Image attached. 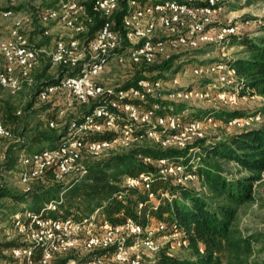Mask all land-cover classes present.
Here are the masks:
<instances>
[{"label": "built area", "instance_id": "1", "mask_svg": "<svg viewBox=\"0 0 264 264\" xmlns=\"http://www.w3.org/2000/svg\"><path fill=\"white\" fill-rule=\"evenodd\" d=\"M3 0H0V3ZM24 0H5L10 8H0V21L11 19L7 34L0 30V56L3 69L0 71V90L17 94L24 82L32 88L36 82L29 79L30 73L42 59L51 66L60 68L53 83L41 85L34 98L37 103L58 101L63 97L66 107L85 106L90 101L97 104L80 119L60 122L67 108H58L55 119L47 126L58 133L60 141L50 148L19 157L17 176L19 184L29 186L49 180L54 184H70L82 180L88 168L83 154L123 155L143 143H151L161 150H187L185 158L160 159L159 174L171 177L176 185L186 186L196 180L194 173L200 159L199 142L206 138L207 130L219 122L214 113L221 107L235 108L240 99L238 78L229 65V52L233 41L242 35L239 26L222 24L217 16L222 9L220 0H124L118 26L113 16L120 10L119 0H56V7L46 8L37 15L40 23H57L77 35L85 36L84 22L93 25L98 19L100 25L91 39L71 38L57 40L49 51L30 43L25 29L28 17L13 11ZM12 16V17H11ZM42 34H47L42 31ZM219 50L220 60L204 65H195L192 74L205 80L203 87H178L176 77L141 78L128 86L112 87L100 82L101 74L110 62L119 65H149L169 60L172 54H190L203 47ZM188 56H183V59ZM170 85L169 88H164ZM197 102H207L211 111L199 119H186L173 111L175 104L185 107ZM22 111L15 115L21 116ZM260 112L243 115L226 122L227 127L238 131L256 128L262 120ZM218 121V122H217ZM109 133L105 139L89 140L94 134ZM0 138L14 140V135L0 120ZM144 163L149 158L138 157ZM7 155L0 154V161ZM190 168V170H187ZM152 176L140 173L136 177L126 176V189L149 190ZM63 192L56 201L46 206V211L56 212L63 201ZM148 201L155 199L148 194ZM141 208V204L138 206ZM98 210L82 219L45 218L40 213L17 212L13 215L12 227L21 247L9 250L14 264H36L33 255L40 250L37 264H50L54 257L72 250H80L88 257V264H106V255L97 252L113 247L112 259L117 264H141L138 248L157 253L161 246L154 233L166 231L163 223L155 229L142 228L133 220L112 226L99 220ZM165 238L170 243L188 248L185 232L171 226ZM129 239H134L130 245ZM200 253L203 249L200 248Z\"/></svg>", "mask_w": 264, "mask_h": 264}, {"label": "trees", "instance_id": "2", "mask_svg": "<svg viewBox=\"0 0 264 264\" xmlns=\"http://www.w3.org/2000/svg\"><path fill=\"white\" fill-rule=\"evenodd\" d=\"M124 5V2H121ZM90 3L88 5V8ZM122 11L117 14L118 21ZM263 26L259 28L258 35H242L233 41L245 50L244 56L231 60L229 65L233 67L238 78V93L240 96L257 95L264 98V17ZM100 25L98 19L90 25L87 39ZM173 66V59L162 62H154L149 65H139L143 68L133 78L136 81L141 78H149L148 74L162 73ZM147 69V70H145ZM54 79V78H53ZM53 79L37 80L32 100L27 105L29 114L35 116L44 113L45 119L36 122L30 138L25 139L17 148L19 157L22 154H33L49 146L56 145L62 136V132L49 128L47 121L55 119L57 106L53 101L37 104L34 96L41 85L53 83ZM102 84L105 82L100 81ZM131 82L126 83L128 86ZM105 85V84H104ZM97 103L90 101L87 105L88 114ZM37 105V108L35 107ZM81 106V105H77ZM178 112L186 107L175 104ZM215 118L225 124L230 119L238 118L244 114L239 110L219 109L214 113ZM20 118V117H17ZM21 129L26 130V125ZM109 133L94 134L89 140L105 139ZM153 145L144 149H137L127 154L112 156L106 161L88 166L87 174L82 180L67 185L54 184L50 181L43 182L37 187L31 188L23 195H12L0 188V199L9 197L17 204L23 205L19 212L40 213L45 211V218L75 220L92 215L98 210L99 220H105L112 226L123 224L126 220H133L142 228H156L157 224L166 226L165 235L171 226H176L185 232L188 241V254L184 257H168L160 249L155 260L148 264H224L219 256L220 251H226L235 264H249L248 258L252 255V238L242 236L234 227L236 207L253 200L252 187L254 182L260 180L264 171V127L240 131L224 142L200 150V159L196 164L194 173L196 180L201 182L212 194L213 198L220 199L214 203L206 196L198 194L195 190L186 186L176 185L171 177H163L159 174L160 159H172L184 157L187 164V150L166 149L161 150ZM50 148V147H49ZM141 158H149L151 162L144 163ZM12 155L8 161L14 163ZM231 162L241 171L248 175L243 178L228 179L219 161ZM13 161V162H12ZM9 167V166H8ZM187 170H190L188 168ZM140 173L152 176L149 190L141 188L126 189L123 181L126 176L136 177ZM63 192V201L58 205L56 212L46 211V206L51 201L58 199L59 193ZM148 194H153L154 200L148 201ZM141 204V208L138 206ZM16 210L13 215L16 214ZM155 223V227L152 226ZM134 239H129L130 245ZM17 240L0 242V256L4 263L14 264L10 256L3 254L13 248L21 247ZM200 248L203 253H200ZM113 247L99 254L106 255V263L117 264L111 257ZM40 250H36L33 260L37 264ZM68 259H58L54 264H67ZM52 262H50L51 264Z\"/></svg>", "mask_w": 264, "mask_h": 264}, {"label": "rangeland", "instance_id": "3", "mask_svg": "<svg viewBox=\"0 0 264 264\" xmlns=\"http://www.w3.org/2000/svg\"><path fill=\"white\" fill-rule=\"evenodd\" d=\"M123 1L124 0H119L120 10L112 18L113 24L116 26H118L120 21V19L118 21L117 14H119L121 12V8L124 7L121 3ZM84 2L86 5H89L90 0H85ZM220 5H222V9L217 16V20L220 23L219 25H237L239 26L241 35H258L259 28L263 26L262 18L264 17V0H220ZM52 7H56V0H24L16 7L12 8L13 11L17 12L14 14H19V16L28 17L29 19L31 18L29 22L25 24V26H28V29H25V32L30 43L34 44L36 47L49 51L53 48V46H55L54 44L57 40L87 37L90 25L86 22H84L87 29L85 36H83L84 34L77 35L73 31L67 30L57 23L50 22L45 23V25L40 23L37 19V15L40 12H43L44 9ZM0 8L5 9L10 7L6 4L5 0H3L0 4ZM10 26V18L2 19L0 21V30L4 34H7ZM43 30L46 31L47 34H42ZM244 50L245 49L240 45L234 44L229 52L230 59L234 60L236 58L245 57ZM218 51L219 50L214 47L207 46L198 51H194L191 54L189 52L172 54V57L169 60L173 59V66L170 70L158 74L151 73L148 74L147 77L154 79L161 78L165 81L170 77H176L178 87L201 88L204 84H206V82L201 78L195 77L192 74V68L195 67V65H208L209 63L218 62L220 60ZM183 56H188V58L183 59ZM140 70L144 71L143 68H139L131 64L119 65L115 62H110L106 70L101 74L100 79L102 82H105V85L122 87L128 82H132L138 72L140 75H144L146 73V71L140 73ZM60 71V68L57 66H51L48 60L44 58L30 73L29 79L34 82H37V80L40 81V79L50 80L53 79ZM169 87L170 85H166L164 88ZM32 93H34V89L27 85L26 82L22 84L21 90L15 95H11L4 90H0V120L2 121V124L14 135V140L11 141L0 138V154L7 155V159L5 161H0V188H3L12 195H23L31 188L42 184V182H36L34 184H30L29 186H23L19 184V177L17 176V169L20 161L19 153L16 154L17 148L25 139L30 138L36 122L40 120L36 117V115L33 116L29 114L26 109L28 103L32 100ZM57 100V109L59 107L60 109L67 108V101L63 97H60ZM50 101L54 102L55 99L52 98ZM211 106L212 105L207 102H197L191 104L190 106H186V109L183 111L186 119H199L211 111ZM35 107L37 108V105ZM221 108L227 110L237 109L244 115L260 112L263 119L261 120L260 125L256 128L264 127V98L261 96L246 95L245 98L240 99L237 107L232 109L226 107ZM88 110L87 106L74 105L73 107L67 108V113L64 118L60 120V122L70 119H80L84 112ZM17 111H22L20 118H17V115H15ZM173 111L178 114H181L182 112H178L179 110H176L175 106H173ZM2 112H6L7 116L10 115L7 117V121L10 123L9 125H7V122L5 124L4 119H2ZM23 125H26L25 131H23L24 129H21ZM239 132L240 131H238L236 127H227V125L225 126V124L218 122L216 126L207 130L206 138L199 142V148L204 150L205 148L216 145L219 142L226 141L231 138V136ZM147 147H153V144L148 142L143 143L140 147L124 152V154ZM10 155H12V160L14 161V163L11 164L10 161H8ZM111 157L112 155L110 153L99 155H90L86 153L83 154V162H85L84 164L88 168L90 165L104 162ZM218 161V164H220L224 170L223 172L225 177L230 180L243 178L248 175L231 162H224L222 160ZM260 176V180L254 182L252 187L253 200L236 207L237 212L234 221V227L240 234H242V236L252 238V255L248 258L249 264H264V171ZM47 181L49 180H45L43 182ZM188 187L195 190L198 194L206 196L207 199L213 200L214 203L221 201L220 199L213 198L209 190L201 182H199V180L189 183ZM22 208H24L23 205L17 204L9 197H3L0 199L1 243L9 240H17L19 242L18 236L13 231L14 227H12V217L15 210L16 212H19ZM154 225L155 223H152V226ZM154 239L158 241L165 255L168 257H184L188 254L187 248L177 246L174 242L172 246V243H170L164 235H158L156 231L154 233ZM138 250L141 257V264H148L157 257V254L150 253L143 248H138ZM3 254L9 256L8 251ZM219 256L224 264H235L232 262L230 255L226 251H220ZM65 258L68 259L67 264H88L89 262L85 253L78 249L54 257L51 264H54V262L58 261V259ZM0 264L8 263H4L0 256Z\"/></svg>", "mask_w": 264, "mask_h": 264}, {"label": "crops", "instance_id": "4", "mask_svg": "<svg viewBox=\"0 0 264 264\" xmlns=\"http://www.w3.org/2000/svg\"><path fill=\"white\" fill-rule=\"evenodd\" d=\"M2 3V2H1ZM0 3V4H1ZM9 30V29H8ZM4 35H6V34H4ZM250 35V34H249ZM3 61L4 60H2V58H1V56H0V71L3 69ZM100 81H101V79H100ZM9 115V114H8ZM2 119H4V122H5V124H6V122H7V125H9L10 123H8V121H7V117H9V116H7L6 115V112L5 113H3L2 112ZM17 117H20V116H17ZM36 117L38 118V119H43L44 117H45V115H44V113H40V114H38V115H36ZM15 128V127H14ZM55 146V145H54ZM49 148V147H48Z\"/></svg>", "mask_w": 264, "mask_h": 264}]
</instances>
